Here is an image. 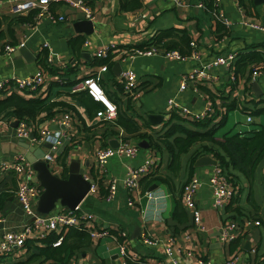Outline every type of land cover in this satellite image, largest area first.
<instances>
[{
    "label": "crops",
    "instance_id": "0c3cea01",
    "mask_svg": "<svg viewBox=\"0 0 264 264\" xmlns=\"http://www.w3.org/2000/svg\"><path fill=\"white\" fill-rule=\"evenodd\" d=\"M84 1L93 9L94 18L90 19L92 24L76 25L86 19L84 14L81 10L63 3H52L50 9L56 16L64 15V20L51 19L44 14L39 18L34 16V21L31 22L36 10L14 18L8 11L9 0H0V33L3 34L0 42L13 45L23 42L35 56L34 60L29 61L22 55L18 59L13 54L0 56V80L13 74L21 77L32 75L40 67L48 72L45 83L36 93L1 91L0 99L17 92L24 98H44L46 104L64 101L73 105L69 130L76 142L75 145L65 144L59 150L55 162L52 163L55 168L53 173L63 176V166L59 164L57 157L67 149L65 167L73 159L84 164L87 162L84 173L91 175L95 151L99 147L110 145L112 140L117 142L116 133L121 128L98 121L94 112L101 104L93 102V99L89 103L82 102L79 98L86 97V92L72 91L73 86H78L83 77L91 75L101 65V58L95 56L96 50L109 45L119 48L135 47L144 44L160 29L185 28L196 45L184 59L154 54L137 56L131 62L121 63L122 69L130 66L137 75L141 93L134 107L128 109L120 74L112 70L116 61L102 74L101 84L110 99L117 103L119 113L129 116L139 129L137 132L128 133L122 128L124 136L137 144L145 140V146L140 147L141 150L134 158L111 157L106 165L107 175L98 180L95 193L86 195L79 204L80 209L92 214L91 224L94 227L107 228L109 231L124 230L127 233L128 251L147 263L165 258V247L170 246L173 249L172 258L179 264H196L200 257L215 262L234 259L246 264H264V159L256 167L252 180L232 169L238 192L220 211L212 207V189L207 183L215 165H194L192 176L203 180V185L196 194L202 224V229H198L180 198L182 184L191 177L190 152L181 153L179 168L174 172L169 171L170 155L162 142L167 126L161 130L160 124H152L146 117L147 114L157 113L163 115V121H168L169 114L172 113L167 100L174 98L191 111L198 112L210 107L212 112L209 117L213 120L209 127L221 119L226 105L229 104L235 105L230 110L235 119L240 117L237 116L240 112L245 115V124L238 125L236 132L248 134L264 127V114L252 115L247 110L264 108V73L256 78L251 74L254 68L264 67V31L254 29L248 24L264 25V0H244V5L238 0H220L222 20H216L204 7L198 6L197 3L202 0H184L185 5H177L172 0H139L140 6L131 10H123L121 0ZM44 43H47L45 48ZM42 52L56 59L50 65L46 61L42 64ZM230 54H234V58L229 68L216 66L210 70L215 76L213 80H199L195 85L189 84L184 90H179L182 77L194 67L217 56ZM15 61L18 64H14ZM49 68L53 71L57 69L58 72L52 73ZM61 73L64 74L62 77ZM253 81L257 82L261 91L259 96L252 91ZM47 113L44 110L39 115L43 120L41 124L39 117L31 124L33 130L41 125L49 127L52 125L50 117L60 115L63 111L60 112L59 107H53L52 115L48 117ZM248 115L251 116V121H247ZM255 116H258L257 126L250 124L255 123ZM0 119L4 120L0 124V162L11 161L17 153L20 141L15 134L16 118L6 115ZM183 123L189 128L206 129ZM220 126L215 131L218 139L229 132L217 131ZM25 142L36 147L43 145ZM148 157L155 159L150 177H171L172 189L167 188L164 183L152 182L151 185H157L153 189L155 197L147 200L142 194L145 190L141 189V194L133 197L135 203L128 205L123 178L130 166H136ZM109 179L116 180L118 189L110 200H106L102 198L101 191L107 190ZM15 187L16 177L12 173H0V193H7L6 200L0 207V213L5 217V221L0 222V233L6 229L21 228L26 219L13 193ZM62 210V207L57 206L52 212ZM246 218L258 219L260 225H249L246 230L238 231L235 239L226 243L219 241V229L223 221L235 220L239 223ZM144 236L154 240L155 244L143 242ZM18 254L20 255L14 260H25L30 251L25 250ZM2 263L4 262H0ZM32 264L53 262L40 257ZM65 264H124V260L116 243L104 237L99 240L91 239L90 243L79 246Z\"/></svg>",
    "mask_w": 264,
    "mask_h": 264
},
{
    "label": "built area",
    "instance_id": "2783aa9c",
    "mask_svg": "<svg viewBox=\"0 0 264 264\" xmlns=\"http://www.w3.org/2000/svg\"><path fill=\"white\" fill-rule=\"evenodd\" d=\"M177 5H185L184 0H172ZM218 10L213 12V16L222 20V13L219 11L220 0H214ZM52 3H63L74 9L81 10L85 18L93 19V9L84 0H9L8 11L12 15H20L31 10H36L35 18H39L44 14L51 19L64 20L65 16L56 14L50 9ZM198 6L204 7L202 1L197 3ZM252 28L264 31V25L259 23H248ZM23 45V42L19 44ZM13 44H4L0 47V56H10L13 51L19 46ZM192 47H195V42L191 40ZM47 47V43L43 44V48ZM161 54L168 58L184 59L185 57L180 55L177 50L163 51L158 47L152 45L149 47H137L128 46L119 48L115 45H109L107 47H101L95 52L97 58H108L109 61L131 62L137 56ZM234 54L226 56H217L214 59L194 67L188 74L182 77L179 85V90H184L189 84L195 85L199 80H213L215 76L211 74L210 70L216 66L230 67L233 62ZM54 57L50 54L46 56V63L51 64ZM109 69L108 64H101L92 74L83 77L78 86H73L72 91L83 90L87 95L91 97L95 102L101 104V107L95 111V117L98 121L115 124L119 107L105 92L101 82L102 74ZM260 73H264L263 68H254L251 72L252 77L256 78ZM48 72L42 67L39 68L36 73L28 76H18L16 74L11 75L0 80V92L14 90L25 91L29 93H36L39 87L45 83ZM120 80L122 84L123 95L127 103L134 107V103L139 98L141 89L138 85L137 75L135 71L127 66L120 72ZM58 81L63 82L62 79ZM197 91V88H196ZM170 107V113H176L181 116L189 117L192 120H201L209 117L212 109L206 107L201 111H191L189 108L180 105L174 98L167 100ZM171 114H169L170 117ZM71 111H63L60 115H53L49 121L52 124L59 126V129H50L47 126H38V128L32 129L30 123L24 119L16 118L15 134L17 139L23 141L35 142L40 145L45 142L51 144L48 152L43 156L49 165L56 160V155L59 150L65 145H75L76 139L71 135ZM168 117V118H169ZM247 121H251V116H247ZM4 123L3 119H0V124ZM62 127V128H61ZM37 129V130H36ZM36 130V132H35ZM33 134L30 137V134ZM115 139L117 140V146L107 145L105 147H99L94 154V163L91 168V175L83 173L85 179L90 182V188L88 193H95L98 180L104 178L107 175L106 165L108 160L113 156H124L127 158L136 157L140 146L132 142L126 136L122 128L116 133ZM155 165V159L148 157L142 163L136 166H130L127 170L125 177L123 178V186L128 194L127 203L133 205L135 203L134 196L141 194L140 179L146 175L152 173ZM0 173L3 175L12 173L16 177V187L13 189V193L18 200L26 219L24 224L19 229H6L0 233V255L5 259L14 260L20 254L24 252L25 242L28 238L42 239L47 236L51 231H61L68 226L84 227L88 230V233L93 240H99L104 237L110 238L116 243L119 249L120 255L123 257L124 264L126 257L129 256L132 259V264H141L142 260L139 257L130 253L127 247V233L124 230L119 229L116 233H111L107 228L94 227L93 218L91 213H87L80 209L79 204L74 209H63L59 212H50L48 214L38 213L36 210V202L38 197L43 191V188L34 181L36 172L32 166V163L26 158L23 153L17 152L12 157L11 161L0 162ZM106 194L103 199L110 200L116 193L118 186L115 179H109ZM207 183L212 189V207L217 211H220L227 204L231 202L237 195V185L233 184L229 178L222 172L220 167L216 164L214 171L207 179ZM203 185V180L197 176H191L189 180L184 182L181 188V200L185 209L190 213L194 225L198 229H202L201 214L196 201V194L198 189ZM147 200L155 197L153 190H145L142 193ZM5 217L0 213V222H4ZM249 225L258 226L260 221L258 219L246 218L239 223L235 220H225L221 223L219 229L218 239L221 243H226L235 239L238 231L246 230ZM60 235L53 245L57 246L62 240ZM121 239V240H120ZM143 242L147 244H155V241L148 237H143ZM165 258L155 260L152 262H145V264H179L177 260L172 258L173 249L170 246L165 247ZM196 264H246L244 262H237L234 259H227L221 262H215L211 259L200 257L197 259Z\"/></svg>",
    "mask_w": 264,
    "mask_h": 264
},
{
    "label": "trees",
    "instance_id": "16d2710c",
    "mask_svg": "<svg viewBox=\"0 0 264 264\" xmlns=\"http://www.w3.org/2000/svg\"><path fill=\"white\" fill-rule=\"evenodd\" d=\"M241 5H244V0H238ZM205 10L211 15L218 7L215 5L214 0H202ZM140 6L139 0H121V8L123 10H131ZM33 14L31 20L34 21ZM14 18H18L19 15H14ZM213 18H215L212 15ZM217 20V18H215ZM3 34L0 33V39ZM4 44H10L7 42H0V47ZM156 46L163 51L177 50L180 55L187 57L193 51L191 45V37L185 28L169 27L156 31L150 39L144 44L137 47H149ZM40 62L45 63L46 54L41 53ZM100 64H108L110 68L114 61H109L108 58H101ZM45 65V64H44ZM50 69V68H49ZM239 68H236L238 71ZM50 72L57 73L50 69ZM61 77L64 75L60 74ZM80 95H83L80 93ZM86 97H80L82 102L89 103L92 101L91 97L85 93ZM44 98H24L17 92H13L6 98L0 99V117L6 115L13 116L17 119H24L30 124L35 123L36 118L39 117L42 111H48V117L52 115V108L59 107L62 111H74L73 105L64 101H57L46 104ZM93 102H95L93 100ZM98 103V102H97ZM129 105V104H128ZM234 104L226 105L225 113L218 122H214L209 127L211 117H206L201 120H192L188 117L181 116L173 113L170 115L166 129L163 132L162 142L170 155V162L168 169L174 172L180 166V154L190 152L189 157V173L192 176L194 163L196 159L202 155H210L217 161V165L222 172L229 178V180L235 184L236 178L232 174V169L242 173L248 180H252L254 171L261 160L264 159V127L253 130L251 132L243 133L226 132L220 139L216 138V128L226 121L227 114ZM131 106H128V109ZM100 106L97 108L99 109ZM96 109V110H97ZM246 109V108H245ZM95 110V111H96ZM244 110V109H242ZM252 115L264 114V108L247 109ZM95 114V112H94ZM39 124L43 122L39 117ZM183 122L193 124L199 128H206L205 130H197L187 127ZM115 125L120 126L128 133L137 132L139 129L134 121L129 116L121 115L118 112L115 120ZM140 134V133H139ZM140 136H143L140 134ZM67 157V149L57 157V160L61 166H63V176L67 175V168L65 167V159ZM92 171V169L90 170ZM146 175L140 179V186L142 190H147L151 186L152 182L164 183L167 188L172 189V180L168 176H155L154 178ZM150 178V179H149ZM101 183V181H100ZM184 184V183H183ZM182 184V186H183ZM101 185V184H100ZM182 188V187H181ZM102 198L106 194V190L101 191ZM7 193H0V207L6 200ZM181 198V197H180ZM111 233H116L113 229ZM62 235V240L59 245L54 246L53 242ZM121 240V239H120ZM91 242V237L86 228L68 226L61 231H51L46 237L42 239L28 238L25 242V248L30 254L25 260H6L4 256L0 255V262H6V264H32L37 258L42 257L44 260H49L53 264H65L67 260L72 256L74 250L83 244ZM141 260V259H140ZM8 262V263H7ZM126 262L132 264V259L129 256L126 257ZM145 264V262H140Z\"/></svg>",
    "mask_w": 264,
    "mask_h": 264
},
{
    "label": "water",
    "instance_id": "95a60500",
    "mask_svg": "<svg viewBox=\"0 0 264 264\" xmlns=\"http://www.w3.org/2000/svg\"><path fill=\"white\" fill-rule=\"evenodd\" d=\"M81 23L92 24L91 20L87 18L83 21L77 22L76 25H81ZM12 54L16 59H18L21 55L26 56L27 61H29V59H35L33 53L25 45H21L16 48ZM14 64H18V61H15ZM121 69V63L116 61L112 67L113 72L119 75ZM251 86L252 91L256 96L261 95V91L259 90L256 81H253ZM146 117L152 124H160L161 130H164V127L168 124V121H163V115L161 114L150 113L147 114ZM16 124L17 122L15 121L14 125ZM49 128L59 129V126L52 124L49 125ZM32 136L33 134L31 133L30 137ZM109 143L111 146H117L116 141L112 140ZM138 145L140 147L145 146V140L139 141ZM50 146L51 144L49 142H45L41 147H36L20 140L18 141L16 149L17 152L23 153L32 163L36 172L34 181L43 188V191L36 202V210L41 214H48L57 206H60L63 209H74L83 201L90 188V182L83 176L85 167L88 165L87 162L84 164L73 159L66 167V176H58L53 173L48 161L43 159L44 154L48 152ZM207 164L216 165L217 161L210 155H202L198 157L194 163L195 166ZM156 186V184H153L148 188V190H153Z\"/></svg>",
    "mask_w": 264,
    "mask_h": 264
},
{
    "label": "rangeland",
    "instance_id": "374dc122",
    "mask_svg": "<svg viewBox=\"0 0 264 264\" xmlns=\"http://www.w3.org/2000/svg\"><path fill=\"white\" fill-rule=\"evenodd\" d=\"M232 111L229 112L228 114V117H227V120L226 122L220 126L217 131L219 130H222V131H229L230 133H236V129H237V126L240 125V124H245V115L243 113H238V119H235V115L234 114H230ZM258 116H255V123L252 124L250 123L251 125L253 126H257L259 123H258ZM137 142V141H136ZM141 150V148L139 149V151ZM138 151V153H139ZM51 170L54 171L55 168H53V165L51 166ZM8 260V259H6ZM2 264H6L5 262L2 263Z\"/></svg>",
    "mask_w": 264,
    "mask_h": 264
}]
</instances>
